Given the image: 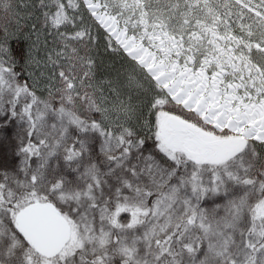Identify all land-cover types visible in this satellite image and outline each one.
I'll return each mask as SVG.
<instances>
[{
    "label": "snow or ice",
    "instance_id": "1",
    "mask_svg": "<svg viewBox=\"0 0 264 264\" xmlns=\"http://www.w3.org/2000/svg\"><path fill=\"white\" fill-rule=\"evenodd\" d=\"M0 264H264V0H0Z\"/></svg>",
    "mask_w": 264,
    "mask_h": 264
},
{
    "label": "trees",
    "instance_id": "2",
    "mask_svg": "<svg viewBox=\"0 0 264 264\" xmlns=\"http://www.w3.org/2000/svg\"><path fill=\"white\" fill-rule=\"evenodd\" d=\"M13 47L17 49V53L19 54L20 49H21L22 47H24V45H20V44L14 43V44H13Z\"/></svg>",
    "mask_w": 264,
    "mask_h": 264
}]
</instances>
